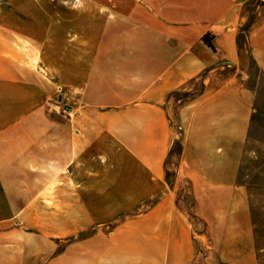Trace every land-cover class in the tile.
I'll return each instance as SVG.
<instances>
[{
	"label": "crops",
	"instance_id": "0c3cea01",
	"mask_svg": "<svg viewBox=\"0 0 264 264\" xmlns=\"http://www.w3.org/2000/svg\"><path fill=\"white\" fill-rule=\"evenodd\" d=\"M0 4V214L18 166L59 165L65 180L90 175L102 221L154 201L47 264H195L197 245L239 264L252 239L237 180L257 97L247 81L264 83V0ZM57 88L71 116L59 124L45 111ZM183 182L192 214L177 204Z\"/></svg>",
	"mask_w": 264,
	"mask_h": 264
},
{
	"label": "rangeland",
	"instance_id": "374dc122",
	"mask_svg": "<svg viewBox=\"0 0 264 264\" xmlns=\"http://www.w3.org/2000/svg\"><path fill=\"white\" fill-rule=\"evenodd\" d=\"M0 9L6 10L7 6L0 4ZM39 70L49 77L46 69ZM247 85L256 88L258 93L237 183L247 191L253 228L251 242L245 240L244 244H239V264H264V84L255 72ZM58 94L59 88L45 103L46 114L57 124L65 121V117L71 118L70 111L57 100ZM18 167L19 180L8 182L11 195L4 197L12 211L0 214L3 218L0 221V264H32L33 254L42 253L37 264H47L50 258L62 253H84L95 245L94 237L109 235L115 226L143 214L154 201L153 198L117 213L109 221H102L104 214L95 205L100 198L91 195L90 175L86 172L80 175V181H75L62 179L66 174L60 173L59 165ZM172 182L173 187L177 185ZM188 188L183 182L177 204L192 214L194 204ZM77 190L83 193L77 195ZM197 246L200 254L195 264H226L219 259L217 251Z\"/></svg>",
	"mask_w": 264,
	"mask_h": 264
},
{
	"label": "trees",
	"instance_id": "16d2710c",
	"mask_svg": "<svg viewBox=\"0 0 264 264\" xmlns=\"http://www.w3.org/2000/svg\"><path fill=\"white\" fill-rule=\"evenodd\" d=\"M207 43L211 46V44H210V42H208V40H207ZM214 49V48H213ZM255 66V64H254V62H253V67ZM264 84V83H263ZM255 90H256V88H254ZM256 92H257V90H256ZM258 93V92H257ZM254 116H255V112L253 113V117H252V122L254 121ZM175 152V147H173V149L171 150V152H170V155H173V153ZM171 174L169 173L168 174V177L170 176Z\"/></svg>",
	"mask_w": 264,
	"mask_h": 264
},
{
	"label": "built area",
	"instance_id": "2783aa9c",
	"mask_svg": "<svg viewBox=\"0 0 264 264\" xmlns=\"http://www.w3.org/2000/svg\"><path fill=\"white\" fill-rule=\"evenodd\" d=\"M66 112V111H65Z\"/></svg>",
	"mask_w": 264,
	"mask_h": 264
}]
</instances>
